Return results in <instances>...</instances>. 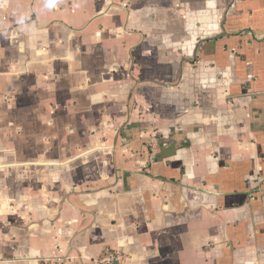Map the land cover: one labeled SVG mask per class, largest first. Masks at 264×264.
I'll use <instances>...</instances> for the list:
<instances>
[{
	"label": "crops",
	"instance_id": "1",
	"mask_svg": "<svg viewBox=\"0 0 264 264\" xmlns=\"http://www.w3.org/2000/svg\"><path fill=\"white\" fill-rule=\"evenodd\" d=\"M264 264V0H0V264Z\"/></svg>",
	"mask_w": 264,
	"mask_h": 264
},
{
	"label": "built area",
	"instance_id": "2",
	"mask_svg": "<svg viewBox=\"0 0 264 264\" xmlns=\"http://www.w3.org/2000/svg\"><path fill=\"white\" fill-rule=\"evenodd\" d=\"M122 256L118 253H114L108 250L102 252L101 257L98 261L99 264H121ZM71 259L57 258L54 264H70Z\"/></svg>",
	"mask_w": 264,
	"mask_h": 264
}]
</instances>
